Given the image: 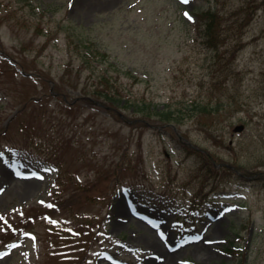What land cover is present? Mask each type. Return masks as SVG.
<instances>
[{"label":"rangeland","instance_id":"374dc122","mask_svg":"<svg viewBox=\"0 0 264 264\" xmlns=\"http://www.w3.org/2000/svg\"><path fill=\"white\" fill-rule=\"evenodd\" d=\"M209 10L222 16L216 46L197 30L195 12ZM103 72L137 107L184 111L181 123L111 113L88 88ZM28 99L20 137L8 125ZM210 99L223 109L214 138L190 110ZM0 127V217L62 185L91 198L30 212L31 228L0 238V264H264V0H0ZM197 153L215 175L204 179ZM81 216L97 240L67 253L53 228Z\"/></svg>","mask_w":264,"mask_h":264},{"label":"trees","instance_id":"16d2710c","mask_svg":"<svg viewBox=\"0 0 264 264\" xmlns=\"http://www.w3.org/2000/svg\"><path fill=\"white\" fill-rule=\"evenodd\" d=\"M197 13V21H200L199 27H197V30L199 33H204V35L207 38V42H209V45L214 46L216 42V36L215 32L219 28V24L221 23L222 16L218 18V15L216 12L213 11H199L195 12ZM203 18V21L201 20ZM245 24L242 22L240 23V27H243ZM197 26V25H196ZM217 44V43H216ZM215 44V46H216ZM91 88V93L94 95L96 100H99V102L109 106L108 110L111 113H116L115 108L116 107H121V106H126V107H131L133 110L137 111L140 110L145 115L146 120H157L159 124H164L166 122L170 123H181V110H176L172 109L169 106L163 107V108H157L155 105H147L146 103L140 105L137 107L138 102L135 100L131 99L130 97L127 96V94L124 92V88L122 85L116 84L113 80L111 81L110 76L107 75L105 72L101 73L100 75L97 76V79L92 82V84L88 87ZM32 101L31 100H26V102L20 107L19 113L15 114V116L12 118L11 122L8 125V129H11L14 133H17L20 137L22 136L23 133V125L24 123L22 122L23 120V111H26V109L29 107ZM47 101L44 100L40 107L44 104H46ZM65 108H71V105H66ZM41 109V108H40ZM70 110V109H69ZM192 110L191 116L195 117L196 123L199 124L198 128L204 133V135L209 138H214V134L212 132V128L208 127L209 124L215 123L213 122L216 118L217 115L219 114V110H223L221 107V103H218V101H214L211 103V99L207 101H200L197 104H194L193 107L190 109ZM70 112V111H69ZM41 112H39L40 114ZM157 116V118H155ZM35 120L37 121V118L35 117ZM30 127L33 128V130L37 131L36 140L39 146H42V142L39 141V137L41 136V132L39 133V129L37 126V123L33 121V124L30 125ZM5 130V128L0 127V134ZM209 131V132H208ZM10 135L9 133L6 132V137ZM49 148L51 147H56L58 143H53V145L47 144ZM64 143L62 142L59 147H63ZM58 147V148H59ZM51 153V152H50ZM198 154V155H197ZM196 156L198 157V161L200 164L199 170H202L200 172L203 173V176H205L204 179L207 178V176H212L215 174H210L213 170L214 167L213 165L209 164V158L205 159L204 156H201L199 153H197ZM52 156V158H51ZM47 159L55 162L56 165L59 166V161L56 158V154L53 152L51 153ZM214 172V171H213ZM59 177L56 176V182L58 186H61V183L59 182ZM100 180L99 182V187L100 183L103 181H106L107 178L99 176L98 178ZM67 185H62L61 186V192L57 196L55 195L54 198H51L49 201L46 203L42 202L37 204L36 207H29V208H22L21 212L18 213L17 219L13 220V222H10L12 220L9 218L8 215H5L3 219H0L1 222V227H0V238L2 242L6 243L9 241L11 238L19 234L20 232L27 230L28 228H31L30 225V219L32 216H30V212L40 209L37 213L36 216H52L58 212L59 209L62 211H66L67 209H70V212L72 210H76V208H82V205H87L91 201L90 196H82L79 192V190L74 189H68L70 188ZM65 186V187H64ZM98 187V188H99ZM60 190V189H59ZM63 190V192H62ZM101 191H106V188L101 189ZM66 192V193H65ZM65 194V195H64ZM64 195V196H63ZM79 195V196H78ZM78 196V197H77ZM51 205V207H49ZM193 208V206L191 207ZM86 217L84 218L83 216L77 218L75 220L76 224H73V229H71L69 232H66L65 230H60V229H55L53 228V232L56 235L57 238L61 237L64 239H67L68 243V248L67 253H72L73 251H77V249H85L89 248L92 246V243L95 244V241L97 240L96 238L98 237V230H94V220H85ZM99 219H97V223H99ZM96 223V224H97ZM74 231V232H73ZM68 233V234H67ZM97 234V235H96ZM79 238L78 240H75V238ZM56 241V240H55ZM87 241L88 245L84 246L81 245L82 242ZM58 242V241H57ZM73 242V243H72ZM53 243V242H52ZM56 245V243H53V247ZM82 259L84 260L83 257H78V260L80 261V264H82ZM53 264H57L54 262ZM58 264H64V262H58ZM69 264V263H68Z\"/></svg>","mask_w":264,"mask_h":264},{"label":"bare ground","instance_id":"6f19581e","mask_svg":"<svg viewBox=\"0 0 264 264\" xmlns=\"http://www.w3.org/2000/svg\"><path fill=\"white\" fill-rule=\"evenodd\" d=\"M26 186H29V185H26ZM151 246H154L155 248H157L160 252L162 251V252H164L165 251V249H163L162 247H160L161 245H159V243H151ZM167 256H169V254L167 255Z\"/></svg>","mask_w":264,"mask_h":264},{"label":"snow or ice","instance_id":"6c2138e0","mask_svg":"<svg viewBox=\"0 0 264 264\" xmlns=\"http://www.w3.org/2000/svg\"><path fill=\"white\" fill-rule=\"evenodd\" d=\"M182 3L187 4V3H189V0H182ZM70 6H71V5H70ZM185 15H187V13H185ZM49 207H51V205H49ZM0 219H3V218L0 217ZM53 223H55V222L53 221Z\"/></svg>","mask_w":264,"mask_h":264},{"label":"water","instance_id":"95a60500","mask_svg":"<svg viewBox=\"0 0 264 264\" xmlns=\"http://www.w3.org/2000/svg\"><path fill=\"white\" fill-rule=\"evenodd\" d=\"M242 127H243V125H236L235 127H234V129H237V130H240V129H242Z\"/></svg>","mask_w":264,"mask_h":264}]
</instances>
